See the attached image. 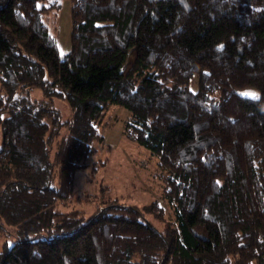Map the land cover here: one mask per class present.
<instances>
[{"label": "trees", "instance_id": "trees-1", "mask_svg": "<svg viewBox=\"0 0 264 264\" xmlns=\"http://www.w3.org/2000/svg\"><path fill=\"white\" fill-rule=\"evenodd\" d=\"M71 2L61 55L58 0H0V228L17 238L0 264H264V0ZM113 106L159 159L170 219L69 209Z\"/></svg>", "mask_w": 264, "mask_h": 264}, {"label": "rangeland", "instance_id": "rangeland-1", "mask_svg": "<svg viewBox=\"0 0 264 264\" xmlns=\"http://www.w3.org/2000/svg\"><path fill=\"white\" fill-rule=\"evenodd\" d=\"M60 8L45 15V22L56 37L61 55L67 54L71 48L72 2L58 0ZM135 56L133 51L129 61ZM195 89L196 85L193 84ZM242 96L258 98L259 93L248 90ZM43 92L32 90V100H41ZM54 107L64 120L71 117V109L64 100L55 99ZM130 113L123 107L113 106L107 112L100 132L104 142L97 146V151L85 171L78 172L74 185L73 197L69 209L84 211L90 218L97 209L108 203L144 208L154 203L163 207L166 218L173 215L170 204L164 197L165 172L159 168V159L149 150L123 135V128ZM3 144V130L0 124V148ZM144 213V211H143ZM157 227L163 226L153 213H144ZM13 230L0 228V252L5 246L12 247L17 238Z\"/></svg>", "mask_w": 264, "mask_h": 264}]
</instances>
